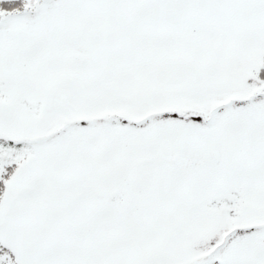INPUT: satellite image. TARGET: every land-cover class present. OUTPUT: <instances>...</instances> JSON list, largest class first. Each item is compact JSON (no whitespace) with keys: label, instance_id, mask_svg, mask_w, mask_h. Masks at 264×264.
<instances>
[{"label":"snow or ice","instance_id":"1","mask_svg":"<svg viewBox=\"0 0 264 264\" xmlns=\"http://www.w3.org/2000/svg\"><path fill=\"white\" fill-rule=\"evenodd\" d=\"M0 264H264V0H0Z\"/></svg>","mask_w":264,"mask_h":264}]
</instances>
